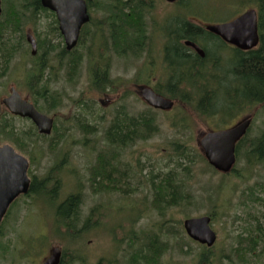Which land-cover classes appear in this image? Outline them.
<instances>
[{"label": "trees", "instance_id": "1", "mask_svg": "<svg viewBox=\"0 0 264 264\" xmlns=\"http://www.w3.org/2000/svg\"><path fill=\"white\" fill-rule=\"evenodd\" d=\"M31 2L32 0H2L3 12L0 15V26L5 25L9 29L13 28L14 33L23 34L24 20L27 16L32 15ZM239 2V4L246 6L249 0H239ZM156 3L157 0H95L93 9L95 27L89 35L85 31L81 34L79 45V47H82V50L80 49L81 53H79V47L67 51L62 46L61 35L55 29L46 32V64L40 72L43 74L45 69V86H43L44 90L41 89L42 92L40 93L43 101L39 103V100H35V105L44 113L48 115L52 113L55 116L52 135H42L34 128H29L26 131L25 129L19 130L15 125L13 116H9L7 111L0 113V141H10L30 161L31 167L28 174L31 177V187L29 193L23 196H32L34 201L28 202L26 208H29L31 204L45 194L54 198L57 217L61 218V226L57 228V236L60 238L76 239L80 235L79 241H81L84 237L82 232H89L94 229L97 225L96 217L102 215H98L97 211L108 203H100L92 207L87 219L82 221L80 215L82 214L81 196L83 193L78 191L64 197L60 195L59 186L61 185V176L64 175L62 173L72 166V161L69 152L59 153L57 151L62 150L61 145L68 142L72 136L70 124L64 127L63 131H60L58 126L60 123L58 111L65 104L64 95L62 96L59 88H52L51 83L59 81L62 77L58 73L59 69L64 67L65 76H63V79L69 81V84L77 85L79 79L76 78L81 75L82 70L80 68L84 65V62H87L90 88L100 95H104L106 91L112 90L111 84L114 82L110 78L113 54L116 55L115 57L122 56L132 59L137 56L139 47H142L144 51L148 50L146 47H151L150 42H154L159 34V28L173 29V43L165 49L164 59L174 58L175 72L168 79L167 90L162 88L159 89L160 91L158 90L163 95L170 96L169 98L176 101L175 109L180 113L181 122H178L173 116L169 117L168 120L173 128L179 129L180 125H182V128L186 127V123L189 122L186 117L188 110L193 114L206 118L218 117L220 120L218 127H225L228 122H232L236 118L240 119L248 114L251 104L253 106L251 110L254 107L258 109L254 121L261 114L264 115V0H255L260 44L253 52L241 51L237 54L229 50L226 45L220 46V39L205 29L207 24L218 23L219 21L197 14L198 11H194L192 7L195 1H176L175 5L179 8L177 12H173L171 17H169L171 14L169 13L161 19L152 14L159 4L156 5ZM180 9L188 13H179ZM241 12L242 10L236 12L233 17L225 21L235 18ZM196 20L206 21L207 23L201 25ZM220 21L225 22L224 20ZM55 23V19L52 22L48 21V25L52 27L55 26ZM149 27H152L153 30H148ZM86 35L88 38L87 47ZM183 39L198 43L204 48L205 56L201 57L196 53L189 54L187 48L181 42ZM213 44L220 46L218 49L221 52H227L225 56H229L227 60L231 62L227 69L232 75L224 79L200 81L196 79L200 74V72L194 70L196 66L215 62L217 71L220 72L219 64L224 61L221 52L212 55L214 51H212L211 46ZM8 45H10L9 40H6L4 44H0V49L3 51V55H0V61L3 59V65L7 59L4 53H7ZM87 49L88 54L86 53ZM84 51L86 54H83ZM55 61L59 69L54 65ZM233 65L235 66L233 67ZM37 67L40 69L39 64L35 65L36 69ZM39 69L37 72H39ZM34 75V73L33 75L30 74V79H33ZM179 76H184L180 82ZM183 80L196 89L193 92L194 94L187 92L190 91L188 88H181L180 85ZM185 93H189V95ZM73 105L76 109L73 111L71 121L75 123L76 129L81 135L79 144L86 149H92L94 153V161L87 166L88 173L84 177L87 188L93 195L110 196L117 194L126 201L132 194L138 193L141 187L147 188L150 200L149 206L145 207L155 211L164 219L165 223H173V220L168 221L165 219L170 210L174 208L183 210L187 206L195 205L192 200L194 194L192 191L188 192L186 190V176L191 174V168L188 165H182L183 160H188L189 163L195 161V156L192 158L191 153L189 154L190 145L173 144V155L168 159L167 165L173 163L174 167H168L167 170H157L154 165L148 170L149 163L147 161L141 163L137 159L132 164L129 158L130 154H134L132 149L149 143L157 135L161 136L162 125L158 117V111L148 107L140 113H131L122 102L117 101L111 108L113 111L110 110L111 117L108 119L104 115H97L96 106L98 103L95 101L90 102L89 99L81 97L75 100ZM63 122L61 124H64ZM103 123L104 126L100 129V125ZM99 131H102L99 139H93L91 136H96ZM246 138L247 136L238 143L237 154L239 155L244 147L249 163H252V161L256 164L263 162L264 129H261L259 135L255 137L256 142L254 144H250ZM24 139H29V141L23 143ZM162 139L164 138L162 137ZM44 141L48 142V154L54 156L59 153V156H61L51 163L43 175L34 174L32 166L37 165V159L41 156V151L44 150L42 144ZM91 142L96 144H91ZM97 144H101L100 148H95ZM197 155L201 161L214 169L200 151H197ZM178 167L183 168L186 173H184L185 177L180 176ZM226 175L230 176L231 173H226ZM135 179L138 180L137 183ZM217 190L215 188V193H217ZM242 195L247 196V190L243 191ZM248 195L251 200L250 193ZM117 205L122 206V204ZM133 207L138 208L136 216L138 218L142 210L139 208V204ZM222 211L219 212L220 215L223 214ZM215 213L216 210L205 214L210 217L212 215L215 218ZM9 214L10 210L8 216ZM189 217L192 216L188 215L184 218L183 223ZM254 217L245 221L244 231L236 235V239L232 244L231 249L240 264H248L246 255H252V252L257 248L256 245L263 240L264 227L261 223L262 219ZM5 219L0 226V262H2L1 260L10 262L12 260L10 255L15 253L17 254L15 258L18 261L25 264H36L37 258L32 260L29 256L32 247L25 252V248H18L16 243L12 246L14 241L11 238L2 242ZM252 220L255 222V232H252ZM77 221L79 223L83 222V228H78ZM132 221L131 223L136 222L135 219ZM181 223L182 221H177V224L180 225ZM156 228L157 230L151 227L129 232L133 236L128 238L130 253L126 256L127 261L125 264H163L164 256L174 249L182 254L191 252V245L183 241L185 236L181 235L180 228L176 227V224L164 225L160 223ZM46 239L47 237L41 238L40 241L45 243ZM22 246L24 247L23 244ZM212 249L213 247L203 246L197 255L195 264H220V260L224 257L218 256ZM66 251L67 249L64 250V256ZM82 260V255L75 254L65 264H74ZM63 263L64 259L61 264Z\"/></svg>", "mask_w": 264, "mask_h": 264}, {"label": "rangeland", "instance_id": "2", "mask_svg": "<svg viewBox=\"0 0 264 264\" xmlns=\"http://www.w3.org/2000/svg\"><path fill=\"white\" fill-rule=\"evenodd\" d=\"M193 1H195V3L192 7L194 11H198L197 14H201L212 20H218L219 22H222L220 20L225 21L233 17L238 11L242 10L243 12L251 8L256 9L255 0H249L246 6L244 4H239V0ZM156 5L152 14L159 19L164 18L167 14L169 15V13H171L169 15V17H171L172 13H176L179 9L177 5L161 0H157ZM181 12L183 14L188 13L185 10L183 11V9L179 10V13ZM196 22L201 25L207 23L202 20H196ZM211 49L212 51L216 50L217 45L213 44ZM217 53L220 54L219 52ZM222 55L221 53V56ZM223 57L224 61L221 65L228 68L230 66L227 61L229 56L223 55ZM117 58L114 59L115 61L110 71V78L114 81L111 84L112 90L106 91L104 95H100L90 88V78L86 77L85 65L83 67L85 70L82 71L81 75L78 77L80 79L77 85L67 84L63 81V77H61L59 81L51 83L52 88H59L62 96L64 95L65 106L63 105L59 108L58 114L60 123L58 126L60 131H63L64 127L70 124V133L72 136L68 142L61 145L62 150L57 151L59 153L69 152L72 161V166L69 164L71 167L62 173L64 175L63 177L61 176V185L59 186L60 195L64 197L78 191L83 193L81 196L82 214L80 218L82 216L84 220L87 219L92 207L100 203H108L101 210L99 209L97 211L98 215L102 214L96 217L97 219L95 221L97 225L89 232H82L84 237L81 241H79V239L60 238L57 236V228L61 226V218L57 217L54 198L45 194L39 197L29 208H26L28 202L34 201L33 197L20 196L16 203L10 207V214L9 216L7 215L5 219L6 222L3 225L4 238L2 242L8 241L11 238L18 248H25V252L28 248L32 247V252L29 256L32 260L37 258L36 264H42L44 260L51 255V250L55 246H60L63 250L67 249L63 264L72 258L76 252L82 255L83 260L74 264H125L127 261L126 256L130 253L128 238L133 236L129 234L130 231L140 230L141 228L148 229L151 227L157 230L156 227L160 223L164 225L176 224V227L180 228L181 235L183 237L185 236L183 241L191 245V252L182 254L174 249L164 256L163 264H195L201 246L197 243L190 242L182 225L183 219L188 215L197 216L216 210L212 226L218 234V241L212 250L218 256L224 257V259L220 260V264H240L231 249L236 235L244 231V227L246 226L245 221L247 219H252L253 216H255L262 219V222L264 221V162L255 164L253 168H250L244 147L239 154L238 162L235 167L236 170L232 172L230 176H225V174L211 169L204 161H201L197 155V151H200L197 141L204 133L211 129L218 128V123L220 121L218 117L206 118L193 114L189 110L187 111L186 117L190 123V130L186 132L184 138L190 136L185 142L190 145L189 154L191 153L192 158L195 156V161L193 160L192 163H189L188 160H183L182 162L183 166H190V175L186 176L182 167H178V172L181 177L186 176V190L188 192L192 191L194 194L192 200L195 205L187 206L183 210L180 208L170 210L165 216V219L168 221L173 220V223H165L164 219L155 211L145 207L149 206L150 200V196L147 194V188L141 187L138 193L132 194L126 201L117 194L110 196L101 194L93 195L87 188L84 177H86L88 173L87 166L94 161V153L92 149H86L79 144L81 135L76 129L75 123L71 121L73 111L76 109L73 105L74 101L81 97L83 99H89L90 102L95 101L98 103L96 106L97 115H104L108 119L111 117L110 110L113 111L111 108L122 97H126L124 98V104H126V107L131 113H138L146 108L145 104L136 93V88L134 86L135 64L133 60ZM24 66L27 67L26 64H24ZM219 70V73H221V67ZM1 95L2 93H0V98ZM52 115L51 113L50 116ZM172 116L174 119H177L178 122H181L180 113H178L176 109L169 112L158 113L162 125L161 136L157 135L149 143L139 145L132 149L134 154L129 155L132 164L138 159L141 163L144 161L149 163L148 170L151 169L152 165H154L157 170H167L168 167H174L173 163L167 165L168 159L173 155V144H175L174 142H178L181 145L185 144L178 140V137L182 134L178 135L176 132L179 133L180 131L170 129L169 127L170 122L168 118ZM238 120L239 119L236 118L232 122H228L227 126L236 123ZM61 122L64 124H61ZM18 123L21 124L20 121ZM103 126L104 123L100 125V129H102ZM261 129H264L263 114L255 120L252 127V136L256 137ZM101 133L102 131H99L96 136L91 137H93V139H99ZM162 137L164 139H162ZM4 143L12 144L10 141ZM47 143L46 141L42 142L44 150L41 151L40 160L37 159V165L32 166L34 174L43 175L51 163L55 161L57 157L60 158L61 156H59V153L54 156L48 154ZM91 144L96 143L91 142ZM100 146L101 144H97L95 148H100ZM78 177H80V179H78ZM135 182L137 183L138 180L135 179ZM217 187L219 188L218 190ZM215 188L217 193H215ZM245 190H247V196L242 195ZM249 193L251 199L254 196L255 200L252 201L249 199ZM218 203H220L219 206ZM117 204H122V206ZM136 204H139V208L142 210L138 218L136 217L138 208L133 207ZM220 208L224 210L222 211ZM220 211H222L223 214L220 215ZM133 219H135V223H131ZM177 221H182V223L179 225ZM76 223L78 228H83L81 222L79 223V221H77ZM12 229L14 230L13 233ZM46 237L45 243L40 241L41 238ZM261 248L262 245H258L257 251ZM16 255L15 253L11 254L10 259L12 260L10 262L1 260L2 262H0V264H25L24 262L18 261V259L15 258ZM246 259H248V264H258L259 255L255 254V256H250L247 254Z\"/></svg>", "mask_w": 264, "mask_h": 264}, {"label": "water", "instance_id": "3", "mask_svg": "<svg viewBox=\"0 0 264 264\" xmlns=\"http://www.w3.org/2000/svg\"><path fill=\"white\" fill-rule=\"evenodd\" d=\"M41 2L43 6L57 13L67 50L74 48L80 36L81 26L89 19L86 0H41ZM1 12L0 0V14ZM206 29L219 35L226 42L245 50L257 46L259 41L258 16L255 9H250L230 21L209 24ZM30 41L35 53L36 44L33 40ZM186 44L193 46L200 56H205V51L194 42L186 41ZM142 95L144 100L155 108L169 110L174 106V101L157 95L150 88L144 89ZM3 103L11 113L31 118L39 132L47 135L52 132L54 117L40 113L16 90L4 98ZM250 124L251 118L246 117L231 128L211 131L201 137L198 143L209 164L222 173L231 172L236 163V144L246 134ZM29 167V160L18 153L13 146L0 144V225L11 204L20 195L29 192L31 187ZM210 223V216L205 215L187 218L183 225L190 238L211 247L216 242L217 234ZM61 256V248L54 247L43 264H60Z\"/></svg>", "mask_w": 264, "mask_h": 264}, {"label": "flooded vegetation", "instance_id": "4", "mask_svg": "<svg viewBox=\"0 0 264 264\" xmlns=\"http://www.w3.org/2000/svg\"><path fill=\"white\" fill-rule=\"evenodd\" d=\"M95 6V0H86V7H87V14L89 16L88 21H86L80 29V36L78 39V44H77V48L80 45V38H81V34L83 33V31H85V33H87L88 35L90 33L93 32L94 27H95V18H94V14H93V9ZM30 9H31V16H27V18L24 20V31L23 34L17 32L14 33L13 28H7L5 25L4 26H0V44H4L6 40L10 41V45H8V49H7V53H4V56H7V59L5 60V64L3 65V59L0 61V93H2L1 98H0V104H1V110L0 113L2 111H7L9 116H13L14 117V122L15 125L18 127L19 130L21 129H25L28 130L29 128H34L38 133V127L36 126V124L34 123V121L29 118V117H22L20 115H16L13 114L11 112H9V110L7 109V107L5 106V104L3 103V99L10 96L13 92V90H16L17 92L20 93L21 97L26 99L28 102L32 103L35 108L40 112V113H44V111H41V109H38L35 105V100H39V103H41L43 101V97L40 95V93L42 92V90H44L45 86V69L43 70L44 73L41 74V69L44 68L45 64H46V52H45V45H46V32L51 31L53 29H55L60 35H61V39L63 41L62 46L65 47L66 49V45H65V38L61 33L60 30V21L58 19L57 13L53 10H50L48 8H46L45 6H43L41 0H32L31 4H30ZM29 15V14H28ZM55 19L56 23L55 26H49L48 25V21L52 22ZM2 22V20H1ZM8 29V30H6ZM155 29V28H154ZM168 28H159L158 30V35L156 36L154 42H150L151 47H146L148 48V50H143L142 47H139L137 49V56H135L134 58H132L134 64H135V76H134V86L136 88V93L138 94V96L140 97V99L144 102L143 100V90L146 88H150L152 89L156 94L163 96L165 98H169L165 95L162 94V92L160 93L159 89H164L167 90V83H168V79L171 78L170 76L173 75V73L175 72V68H174V58H168V60L164 59V53H165V49L168 46H171L173 43V33L174 30L170 29L167 30ZM12 30V31H11ZM148 30H153L152 27H149ZM41 35V36H39ZM217 36V35H216ZM220 41L221 45H226L229 50H231L233 53L236 52L239 53L241 51H245V52H249V51H254L256 48H252L249 50H242L237 48L236 46L227 43L226 41H224L221 37L217 36ZM33 40L36 44V52L33 53V48H32V41ZM186 39H183L181 42L185 45V48H187V52L189 54H198L197 51L191 47V46H187L185 44ZM85 42H86V47L88 45V38L87 35L85 36ZM260 44V42H259ZM258 44V45H259ZM217 46V49L214 50L215 52L212 53V55H214L219 51V47ZM42 47V50H41ZM75 47V48H76ZM201 47V46H200ZM74 48V49H75ZM203 50L204 48L201 47ZM79 53H81L82 47H79ZM81 49V50H80ZM67 50V49H66ZM68 51V50H67ZM88 49L86 50V53L88 54ZM205 51V50H204ZM85 51L83 54H86ZM223 55H226L227 52H221ZM0 55H3V51L2 49H0ZM199 55V54H198ZM113 54V60L111 61V66L113 64V62L115 61L114 59H131L130 57H122V56H117ZM202 57V56H201ZM20 60V61H19ZM232 60V58H231ZM228 63L230 64L231 62H229L230 60H227ZM24 64L27 65V67L24 66ZM39 64L40 69L37 67V69L35 68V65ZM233 64V63H232ZM84 65L86 66V73L89 72L88 71V66H87V62H84ZM81 66L80 69L81 73L82 71L85 70L84 67ZM206 65H208L206 67ZM222 72L219 73L217 71L216 68V63L215 62H211L210 64H202V65H198L195 67L194 70L200 72L199 76L196 79H199L200 81H204V80H217V79H224L227 78L228 76L230 77L232 74L229 73L228 69L223 67L221 64H219ZM235 65H233L234 67ZM232 67V68H233ZM56 68H58V64L56 65ZM39 69V72H37V70ZM60 71L58 72L60 75L65 76V72H64V67L59 69ZM236 70V69H235ZM111 71V69H110ZM209 72V73H207ZM34 75L33 79H30V74ZM206 73V74H204ZM187 76V75H185ZM87 78H89L88 74L86 75ZM173 77V76H172ZM184 76H179V82L181 80V78H183ZM76 79H80V78H76ZM63 81H65L67 84H69V81L63 79ZM207 82V81H206ZM210 83V82H209ZM209 85V84H207ZM38 86V89H37ZM181 88L186 89L188 88L190 91L187 92H191L192 94H194V90H196L195 88L191 87L190 85L187 84V82L185 80H183V82L181 81ZM206 86V85H205ZM42 89V90H41ZM159 90V91H158ZM186 95H189V93H185ZM124 98L126 97H122L118 100V102H122V104H124ZM146 104V103H145ZM124 106L126 107V104H124ZM147 107H150L146 104ZM252 104L249 106V110L250 112L248 114H250L252 117V120L254 121V117L256 114V110L257 107L253 110H251L252 108ZM256 109V110H255ZM141 112V111H140ZM138 112V113H140ZM0 120H1V115H0ZM21 122V124H19L18 122ZM252 121V123H253ZM255 123V121H254ZM235 124V123H233ZM232 124V125H233ZM230 125V126H232ZM254 125V124H253ZM230 126H225L222 128H229ZM252 125L250 126V128L248 129V132L246 134L247 138L249 140L250 144H254L255 141V137L252 136ZM262 133V132H261ZM259 135V134H258ZM257 135V136H258ZM246 136H244L242 139H244ZM241 139V140H242ZM240 140V141H241ZM26 141H29V139H24L23 143ZM1 144H6L3 141H0ZM10 144V143H8ZM12 145V144H10ZM14 147V145H12ZM15 148V147H14ZM19 152V151H18ZM264 162V161H263ZM256 163H254L252 161V163L248 162V165L250 168H253L255 166ZM259 164V163H258ZM252 201L255 200V197L253 196V198L251 199ZM206 214H200L197 216H192V217H200ZM211 219L212 221L214 220V218L211 215ZM82 221L84 219H81ZM263 224L264 227V221L261 222ZM83 224V223H81ZM252 225V232H255V222L252 220L251 221ZM257 225V224H256ZM259 226V225H257ZM216 231V230H215ZM264 231V230H263ZM14 232V230L12 229V233ZM217 233V232H216ZM258 233V232H257ZM218 235V234H217ZM80 235L79 237H77L76 239H80ZM262 245V248L259 249V251H257L258 249V245ZM201 246V248L203 247L201 244H198ZM256 245V250L254 252H252V255L255 256V254L259 255V262L258 264H264V233H263V240L262 242H259V244ZM77 255V252L75 253ZM250 255V254H249ZM250 255V256H252ZM64 256V250L62 249V260Z\"/></svg>", "mask_w": 264, "mask_h": 264}]
</instances>
